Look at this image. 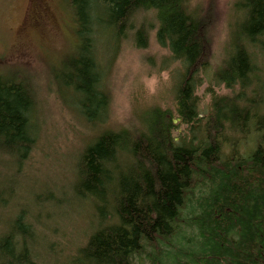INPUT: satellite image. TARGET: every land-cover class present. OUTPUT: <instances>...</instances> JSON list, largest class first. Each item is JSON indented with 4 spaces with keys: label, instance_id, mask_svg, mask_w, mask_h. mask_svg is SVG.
I'll use <instances>...</instances> for the list:
<instances>
[{
    "label": "trees",
    "instance_id": "1",
    "mask_svg": "<svg viewBox=\"0 0 264 264\" xmlns=\"http://www.w3.org/2000/svg\"><path fill=\"white\" fill-rule=\"evenodd\" d=\"M70 2L78 47L65 60L63 81L86 120H103L109 105L101 52L116 50L139 13L155 11L156 38L183 67L177 117L191 134L177 140L174 117L155 107L142 130L104 129L85 148L74 193L95 208L99 227L75 264H137L148 248L152 264H264V112L254 97L255 57L264 56V0L242 2L231 52L215 73L219 83L238 86L239 93L214 97V113L207 119L197 90L208 64V31L189 0ZM147 32L143 25L136 30L140 45ZM254 83L248 97L245 91ZM35 109L29 81L0 72V155L18 165L35 144ZM244 139L256 146L243 152ZM31 227L19 212L0 238V264H40L25 244ZM180 228L192 235L176 238Z\"/></svg>",
    "mask_w": 264,
    "mask_h": 264
},
{
    "label": "rangeland",
    "instance_id": "2",
    "mask_svg": "<svg viewBox=\"0 0 264 264\" xmlns=\"http://www.w3.org/2000/svg\"><path fill=\"white\" fill-rule=\"evenodd\" d=\"M243 1L189 0L190 7L205 19L210 46L208 64L201 74L203 82L197 90L203 119L214 113V97L239 93L238 86L228 88L219 83L215 73L224 67L231 52L232 36L243 19ZM134 22L136 26L118 42L115 51L101 52L109 105L104 119L91 123L63 81L65 60L78 47L70 0H0V72H14L28 80L36 97V140L31 153L19 165L0 155L4 196L0 200V238L19 212L23 213L33 231L25 244L40 264H75L81 248L99 227L95 208L87 199L76 197L74 186L81 154L100 132L127 129L136 133L143 129L145 115L158 107L176 120L173 134L177 140L191 135L190 126L177 117L176 85L183 67L159 44L155 11L139 13ZM141 25L148 30L145 45L135 38ZM255 60L259 68L254 97L259 98L258 109L263 113L261 52ZM255 83L245 91L248 97L253 95ZM255 146L256 142L244 139L241 150L248 152ZM185 235L192 232L180 228L176 238ZM149 250L137 257V264H152Z\"/></svg>",
    "mask_w": 264,
    "mask_h": 264
},
{
    "label": "water",
    "instance_id": "3",
    "mask_svg": "<svg viewBox=\"0 0 264 264\" xmlns=\"http://www.w3.org/2000/svg\"><path fill=\"white\" fill-rule=\"evenodd\" d=\"M174 122H176V120H174Z\"/></svg>",
    "mask_w": 264,
    "mask_h": 264
}]
</instances>
